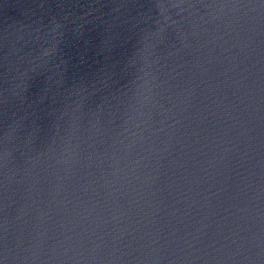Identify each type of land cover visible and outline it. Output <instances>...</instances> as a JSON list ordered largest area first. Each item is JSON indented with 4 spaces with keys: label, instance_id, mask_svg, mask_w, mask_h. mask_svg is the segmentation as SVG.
<instances>
[{
    "label": "water",
    "instance_id": "95a60500",
    "mask_svg": "<svg viewBox=\"0 0 264 264\" xmlns=\"http://www.w3.org/2000/svg\"><path fill=\"white\" fill-rule=\"evenodd\" d=\"M0 264H264V0H0Z\"/></svg>",
    "mask_w": 264,
    "mask_h": 264
}]
</instances>
